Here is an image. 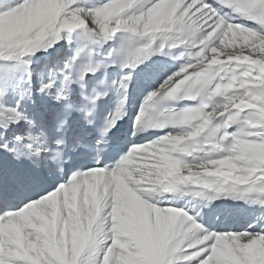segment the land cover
<instances>
[{
    "label": "snow or ice",
    "instance_id": "1",
    "mask_svg": "<svg viewBox=\"0 0 264 264\" xmlns=\"http://www.w3.org/2000/svg\"><path fill=\"white\" fill-rule=\"evenodd\" d=\"M0 264H264V0H0Z\"/></svg>",
    "mask_w": 264,
    "mask_h": 264
},
{
    "label": "bare ground",
    "instance_id": "2",
    "mask_svg": "<svg viewBox=\"0 0 264 264\" xmlns=\"http://www.w3.org/2000/svg\"><path fill=\"white\" fill-rule=\"evenodd\" d=\"M56 57V50L51 49L49 50V52L44 53V52H39L37 53V58L41 61V60H48V59H54ZM35 67V65H34Z\"/></svg>",
    "mask_w": 264,
    "mask_h": 264
},
{
    "label": "rangeland",
    "instance_id": "3",
    "mask_svg": "<svg viewBox=\"0 0 264 264\" xmlns=\"http://www.w3.org/2000/svg\"><path fill=\"white\" fill-rule=\"evenodd\" d=\"M45 60H41V63H43Z\"/></svg>",
    "mask_w": 264,
    "mask_h": 264
}]
</instances>
